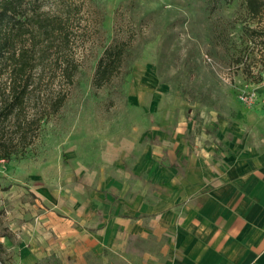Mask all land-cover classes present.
<instances>
[{
    "label": "rangeland",
    "instance_id": "rangeland-1",
    "mask_svg": "<svg viewBox=\"0 0 264 264\" xmlns=\"http://www.w3.org/2000/svg\"><path fill=\"white\" fill-rule=\"evenodd\" d=\"M36 14L50 30L28 25L16 43L15 55L28 58L27 94L0 122V264H139L138 247L49 229V220L72 221L60 192L73 199L81 172L132 160L167 114L210 136L219 128L229 136L235 124L237 135H255L245 148L261 147L264 105L242 110L235 89L263 74L264 14L248 17L243 0H49ZM108 48L121 51L120 65L94 88ZM10 69L0 58V103ZM236 107L242 124L233 122Z\"/></svg>",
    "mask_w": 264,
    "mask_h": 264
},
{
    "label": "crops",
    "instance_id": "crops-1",
    "mask_svg": "<svg viewBox=\"0 0 264 264\" xmlns=\"http://www.w3.org/2000/svg\"><path fill=\"white\" fill-rule=\"evenodd\" d=\"M241 109L234 123H243ZM225 129L210 136L187 118L156 120L132 160L108 161L106 174L81 172L73 199L60 192L72 221L49 220V229L138 247L139 264H264V133L261 147L245 148L255 135Z\"/></svg>",
    "mask_w": 264,
    "mask_h": 264
},
{
    "label": "trees",
    "instance_id": "trees-1",
    "mask_svg": "<svg viewBox=\"0 0 264 264\" xmlns=\"http://www.w3.org/2000/svg\"><path fill=\"white\" fill-rule=\"evenodd\" d=\"M46 1L49 0H0V58L9 61L11 65L10 74H7L8 81L3 85L6 99L0 103V122L8 120L19 111L25 101L27 85L21 75L28 67V58L23 52L15 55L14 51L16 43L28 32V25H37L45 35L50 30L47 20H33L38 18L39 14L36 13ZM243 4L248 17L258 19L263 16L264 0H243ZM120 57V50L108 48L103 51L91 79L94 88H101L109 82L112 73L120 65Z\"/></svg>",
    "mask_w": 264,
    "mask_h": 264
},
{
    "label": "built area",
    "instance_id": "built-area-1",
    "mask_svg": "<svg viewBox=\"0 0 264 264\" xmlns=\"http://www.w3.org/2000/svg\"><path fill=\"white\" fill-rule=\"evenodd\" d=\"M236 101L246 110L264 105V71L256 81L242 82L235 89Z\"/></svg>",
    "mask_w": 264,
    "mask_h": 264
}]
</instances>
